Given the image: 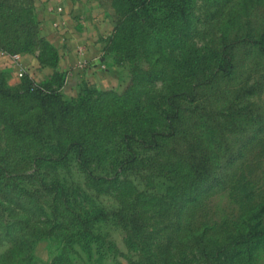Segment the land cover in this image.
I'll return each mask as SVG.
<instances>
[{"label":"rangeland","instance_id":"1","mask_svg":"<svg viewBox=\"0 0 264 264\" xmlns=\"http://www.w3.org/2000/svg\"><path fill=\"white\" fill-rule=\"evenodd\" d=\"M0 264H264V0H0Z\"/></svg>","mask_w":264,"mask_h":264},{"label":"trees","instance_id":"2","mask_svg":"<svg viewBox=\"0 0 264 264\" xmlns=\"http://www.w3.org/2000/svg\"><path fill=\"white\" fill-rule=\"evenodd\" d=\"M23 79L28 80L29 87H30L29 91H30V93H31V95L33 97L40 98V97H43L46 94V92H44V90H41V89H39L37 87L33 88L32 82H31V80H30V78H29V76L27 74L23 76Z\"/></svg>","mask_w":264,"mask_h":264},{"label":"built area","instance_id":"3","mask_svg":"<svg viewBox=\"0 0 264 264\" xmlns=\"http://www.w3.org/2000/svg\"><path fill=\"white\" fill-rule=\"evenodd\" d=\"M26 74H27L26 68L24 66L22 67L19 65V67L17 68V73H16L17 78H23V76Z\"/></svg>","mask_w":264,"mask_h":264},{"label":"crops","instance_id":"4","mask_svg":"<svg viewBox=\"0 0 264 264\" xmlns=\"http://www.w3.org/2000/svg\"><path fill=\"white\" fill-rule=\"evenodd\" d=\"M54 5V12H56V8H57V5H55V3L53 4ZM53 14H55V13H53ZM51 17H52V20H51ZM55 17H57L56 15H54V16H50V17H48L51 21H53L54 20V18ZM55 19H57V18H55Z\"/></svg>","mask_w":264,"mask_h":264}]
</instances>
